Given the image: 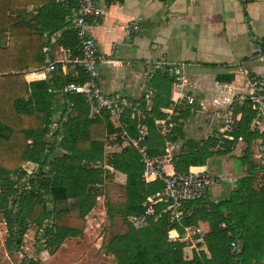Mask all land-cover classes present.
<instances>
[{
	"label": "trees",
	"instance_id": "1",
	"mask_svg": "<svg viewBox=\"0 0 264 264\" xmlns=\"http://www.w3.org/2000/svg\"><path fill=\"white\" fill-rule=\"evenodd\" d=\"M30 6L41 7L35 18L9 15L11 10ZM72 15L70 7L56 0H0V202L10 247L22 243L30 224H46L48 249L58 247L68 236H79L96 198L103 193L109 217L120 215L128 225L127 233L109 246L117 264H264V165L253 159L251 151L252 142L264 135L251 129L254 113L247 106L241 108L233 139L222 143L218 139H189L176 129L172 140L183 142L173 159L176 173L204 167L245 141L247 148L240 161L247 167V175L222 200L214 202L208 196L187 204L180 224L171 221L167 206L159 202L155 216L144 227H136L130 219L142 215L148 199H157L163 191L161 182H145L141 156L127 143V137L137 138L136 121L128 113L123 129L118 128L108 113L92 117L84 96L61 95L65 86L86 82L78 67L74 68L77 75L72 76L63 72L68 65L58 63L49 81L26 80L28 71L48 64L43 52L46 33H62L56 43L70 48L73 57L79 55L77 34L68 28ZM163 79L172 83L168 77ZM57 97L63 107L53 128ZM147 115L148 153L164 155L165 141L155 121L165 114ZM57 150L63 155L56 156ZM29 163L38 169L26 185H20L26 176L23 167ZM106 166L124 174L126 183L115 182ZM258 172L263 173L259 184ZM197 226L204 229L198 246L207 251H193L191 259H186L190 242L184 238L185 228ZM173 230L180 239L172 242L169 233Z\"/></svg>",
	"mask_w": 264,
	"mask_h": 264
},
{
	"label": "crops",
	"instance_id": "2",
	"mask_svg": "<svg viewBox=\"0 0 264 264\" xmlns=\"http://www.w3.org/2000/svg\"><path fill=\"white\" fill-rule=\"evenodd\" d=\"M99 1L106 10L105 16L100 27L88 29V32L96 41L99 55L105 59L100 65L101 85L106 92L132 99H140L149 87L152 97L146 103L145 111L153 115L163 113L169 107L174 85L161 75L148 81L147 63L150 61L186 63L189 80L199 86L200 98L212 109H218L226 99L244 90L249 75H264V56L259 55V51L264 50V0ZM40 8L30 6L26 10H11L9 15L30 20L39 14ZM43 37L56 62L68 58L71 49L61 50L60 44H54L60 34L50 36L46 33ZM7 41L6 38L4 43ZM74 68L68 65L63 72L76 76ZM40 70L28 71L27 82L49 81L50 75L45 78V74L37 73ZM55 100L53 128L57 126L55 120L61 116L63 107L59 97ZM182 130L187 137L200 136L202 139L206 135L205 129L192 124L185 123ZM181 142H177L179 148ZM255 142H252V148ZM246 148V142L240 141L230 153L216 156L211 161L217 160V165L221 162L224 166L230 156L242 151L225 166L234 162L233 174H237L240 167L247 171L240 161ZM118 175L119 182L126 183V176L115 173V177ZM217 176L221 180L210 195L214 202L226 198L230 194L226 189L232 188V185L223 187L221 182L226 179L219 172Z\"/></svg>",
	"mask_w": 264,
	"mask_h": 264
},
{
	"label": "built area",
	"instance_id": "3",
	"mask_svg": "<svg viewBox=\"0 0 264 264\" xmlns=\"http://www.w3.org/2000/svg\"><path fill=\"white\" fill-rule=\"evenodd\" d=\"M62 6L70 7L72 19H68L69 29H73L79 41L77 51L79 55L69 56L62 62H56L49 54L46 46L43 52L47 55L48 64L38 71V74L51 76L58 63L64 66L72 65L80 68L86 75V82L71 83L60 92L61 95L78 94L85 97L92 117L105 112L110 115L112 123L123 129V119L129 113L131 119L137 124V138L127 137V143L136 149L144 166L143 179L145 182L159 181L163 184V191L157 195V199L149 198L145 204L142 215L133 217L130 222L136 227H144L149 218L155 216V205L159 202L167 206L172 222L182 223L186 205L190 202L205 199L210 196L215 186L211 170L205 167L193 170L190 168L186 174H179L173 170V159L179 152L178 145L172 140L176 129H184L185 123L205 129L206 135L202 140L218 139L232 140V134L237 131L242 113L240 109L247 106L253 113L251 129L260 135H264V75H249L244 90L234 94L225 100L218 109L208 107L206 102L200 98L199 86L189 80L187 64L168 60L150 61L147 63L148 81H152L157 75L172 79L173 93L169 107L163 112L165 117L157 119L155 125L165 141V154L152 157L148 153L146 143L150 136V129L146 124L147 111L145 105L152 97V91L147 87L145 94L140 99H132L119 93L106 92L101 85L100 65L105 59L99 55L98 46L88 29L98 28L105 16L106 10L99 0H56ZM62 34V33H58ZM54 44H57L56 41ZM60 49H65L61 45ZM264 56V50L259 51ZM51 58L53 61H51ZM36 74V73H33ZM219 143L218 149L221 148ZM253 159L264 165V138L255 142L253 148ZM23 171L28 175L31 172L26 166ZM171 167V170L167 168ZM25 168V169H24ZM110 173H115L112 167L106 166ZM103 198H98L101 201ZM104 204V202H103ZM204 229L200 226L185 228L184 238L190 242L186 252L192 257L193 251H207L205 247L198 246L202 243ZM180 235L176 230L169 233L170 241H177Z\"/></svg>",
	"mask_w": 264,
	"mask_h": 264
},
{
	"label": "rangeland",
	"instance_id": "4",
	"mask_svg": "<svg viewBox=\"0 0 264 264\" xmlns=\"http://www.w3.org/2000/svg\"><path fill=\"white\" fill-rule=\"evenodd\" d=\"M199 137L188 136L189 139H195L197 141L202 140ZM180 144L182 146L183 142ZM241 152L242 151L238 153L239 156ZM238 154L235 153L233 156H230L229 159L235 160ZM55 155H63L62 150H57ZM230 160L225 161L224 166L221 165V162L217 165L215 163L217 160H214V162L210 160V165L208 166L215 184H219L221 180L217 176L219 172L222 177L226 179V181L223 180L221 182V185H232V188H225L226 191L229 192L236 189L237 186L235 187V185L237 182L247 175V171L242 170V167L239 168L237 174H233L234 168L232 165H234V162L230 166L229 164L225 166V163H230ZM256 162L260 163L259 161ZM26 169L28 173L29 171L31 172V175L26 173L22 181H19L20 185H26L37 171L33 165L26 166ZM113 175V180L120 183L118 180L119 175L117 177H115V173H113ZM258 175L257 184L262 183L263 179V173L258 172ZM98 198L103 199L99 201ZM215 198L216 197L213 199L215 200ZM85 221L86 224L83 233L76 237H66L58 247L47 248L49 237L44 236L46 224L45 226L30 224L27 232H25L22 243L20 245L13 244L12 247H10V233L6 225L2 202H0V264H117L115 257L109 250V246L115 238L127 233L128 225L120 215L114 214L111 218L109 217L103 193L96 198V205L86 216ZM186 253V259H191V257H188L190 254L188 252Z\"/></svg>",
	"mask_w": 264,
	"mask_h": 264
}]
</instances>
